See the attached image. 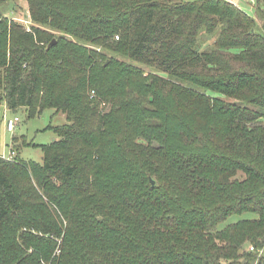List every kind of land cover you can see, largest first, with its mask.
I'll list each match as a JSON object with an SVG mask.
<instances>
[{"label":"trees","instance_id":"16d2710c","mask_svg":"<svg viewBox=\"0 0 264 264\" xmlns=\"http://www.w3.org/2000/svg\"><path fill=\"white\" fill-rule=\"evenodd\" d=\"M27 4L34 23L79 44L12 23L6 51L0 23V104L66 118L51 127L58 139L42 147V163L0 155V264H264V36L255 18L226 0ZM84 44L168 79L98 62ZM243 214L252 217L224 225Z\"/></svg>","mask_w":264,"mask_h":264},{"label":"rangeland","instance_id":"374dc122","mask_svg":"<svg viewBox=\"0 0 264 264\" xmlns=\"http://www.w3.org/2000/svg\"><path fill=\"white\" fill-rule=\"evenodd\" d=\"M247 14L253 16L256 20L255 31L264 36V29L262 25V19L260 18V10H264V0H226ZM0 23H5L7 25V30L2 39V45L6 48L10 45V26L12 23L20 25L29 32L32 27L40 29L46 32L51 39L63 38L72 43L79 44V42L73 38L71 35L62 33L60 31L52 30L49 27H45L36 24L32 21L30 11L28 8L27 0H0ZM4 24V25H5ZM47 40V41H48ZM114 42H117V36L114 37ZM212 42L207 40V35L202 33L198 38V45L201 49H206L208 45ZM89 50H94L97 54H101L102 59H98V62H104L107 64L110 60L118 61L123 64H130L142 70L143 76H149L151 74L158 77L168 79L167 74L162 72H157L152 69L146 68L143 65L132 62L128 58L124 57L121 53H115L111 51L104 50L102 48H96L89 44H84ZM121 51V50H120ZM123 52V50H122ZM6 58L8 55L6 54ZM212 97H217L218 95L209 93ZM223 101L235 102L234 99L228 97H221ZM90 99L95 103L93 107L97 105V108L103 114L110 111V106L102 102L95 94L94 91L90 92ZM18 118L19 122L15 126L13 132L6 131V121L9 119ZM66 123V118L64 114L54 115L51 110H46L40 115L30 116L28 111L20 110L16 113L11 112L7 109L4 103L0 104V155L6 158L7 161H16V163L23 162L29 163H42L43 154L42 147L50 145L52 142L56 141L58 137L53 132L51 127H57ZM138 143L146 144L143 140H137ZM153 146L157 147L158 144L153 142ZM3 158V159H4ZM20 161V162H19ZM28 165V164H27ZM33 182V181H32ZM36 187V186H35ZM38 194L42 199L50 206L52 205L43 197L42 192L38 189ZM252 217L251 214H243L241 216L234 215L230 217L225 224L235 223L238 220L246 219ZM222 226V225H221ZM21 230L17 231L19 235ZM24 233V232H23ZM60 242V241H58ZM248 249V245L244 246ZM56 251L55 254H57Z\"/></svg>","mask_w":264,"mask_h":264},{"label":"built area","instance_id":"2783aa9c","mask_svg":"<svg viewBox=\"0 0 264 264\" xmlns=\"http://www.w3.org/2000/svg\"><path fill=\"white\" fill-rule=\"evenodd\" d=\"M19 122L18 118H14V119H9L6 121V131L7 132H13L15 129V126L17 125V123ZM4 158V157H2ZM6 159V158H4ZM248 250H253V247H249Z\"/></svg>","mask_w":264,"mask_h":264},{"label":"water","instance_id":"95a60500","mask_svg":"<svg viewBox=\"0 0 264 264\" xmlns=\"http://www.w3.org/2000/svg\"><path fill=\"white\" fill-rule=\"evenodd\" d=\"M54 44H55V41H52L51 46L54 45ZM150 183H151L152 186H154V184H155L154 181H153L152 179H150ZM98 219H99V218H98Z\"/></svg>","mask_w":264,"mask_h":264}]
</instances>
